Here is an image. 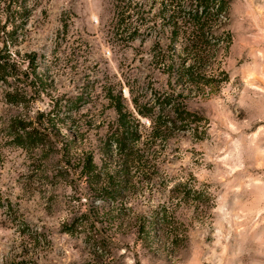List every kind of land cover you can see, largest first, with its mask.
<instances>
[{
  "label": "rangeland",
  "instance_id": "1",
  "mask_svg": "<svg viewBox=\"0 0 264 264\" xmlns=\"http://www.w3.org/2000/svg\"><path fill=\"white\" fill-rule=\"evenodd\" d=\"M221 1L203 94L158 63L178 0H0V264H264V0ZM172 93L198 119L157 142L149 179L98 177L120 116L148 128ZM19 119L47 143L15 139ZM161 208L177 247L144 234Z\"/></svg>",
  "mask_w": 264,
  "mask_h": 264
},
{
  "label": "trees",
  "instance_id": "2",
  "mask_svg": "<svg viewBox=\"0 0 264 264\" xmlns=\"http://www.w3.org/2000/svg\"><path fill=\"white\" fill-rule=\"evenodd\" d=\"M222 9L221 0H178V5L173 8L171 15L164 20V24L170 29L171 43L175 48L178 45L179 50L172 49L171 53L169 50L163 51L164 54L160 56L158 63L173 77L175 84L181 83L186 89L195 88L203 94H210L217 88L218 75L212 69L209 72V61L216 58L219 49L227 42L225 36L217 34V30L222 27L218 22ZM182 94L183 91L177 94L176 98ZM173 95L174 93L166 94L160 102L158 101L159 108L164 107L168 111L152 119L148 128H142L135 118L126 122V117L120 116L121 124L114 127L107 143L108 147H114L111 158L118 170L104 168L105 170L97 174L98 177L118 178L120 175L130 179L128 184L131 185L132 191L136 185L132 182L133 175L149 179L151 171L155 168L153 164L150 166V156L155 154L157 142L166 137L167 133L184 128L185 126H179L187 124L185 119L193 117L192 122H197L198 119L187 112L184 105L174 101ZM137 109L139 115L145 116V106H138ZM10 127L14 130L15 139L28 140L30 145L41 144L44 140L43 134L27 130L29 124L20 119ZM171 193L182 194V200L179 201L190 203L201 211L209 207L211 201L205 190L194 185L178 184L171 188ZM107 195L114 196L115 192L107 191ZM143 221L148 224L144 234L150 238L158 236L161 245L177 247L181 242V235L175 231L172 218H169L162 208L144 217Z\"/></svg>",
  "mask_w": 264,
  "mask_h": 264
}]
</instances>
